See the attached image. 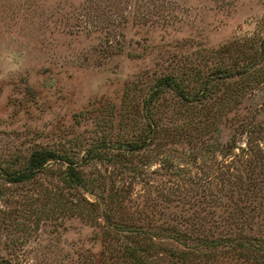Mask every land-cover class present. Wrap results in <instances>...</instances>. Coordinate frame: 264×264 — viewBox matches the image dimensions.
<instances>
[{"label":"rangeland","instance_id":"obj_1","mask_svg":"<svg viewBox=\"0 0 264 264\" xmlns=\"http://www.w3.org/2000/svg\"><path fill=\"white\" fill-rule=\"evenodd\" d=\"M219 69L203 102L147 103L165 76L193 96ZM42 149L90 150L85 187L59 160L7 180ZM0 189V264H122L109 251L135 231L107 214L176 249L264 240V0H0ZM238 253L204 262L252 264Z\"/></svg>","mask_w":264,"mask_h":264},{"label":"trees","instance_id":"obj_2","mask_svg":"<svg viewBox=\"0 0 264 264\" xmlns=\"http://www.w3.org/2000/svg\"><path fill=\"white\" fill-rule=\"evenodd\" d=\"M223 71V70H222ZM222 71L219 69V72L221 73H211L208 75L205 80H203L202 88L199 92L194 94L193 96H189L180 85L179 81L174 76H165L159 81H157L155 88L150 93L149 99H147V103H150L151 101L157 99L162 93H164L166 90H171L174 93V96L181 100L182 102L190 103L194 100L203 102L206 97H208L210 93V82L212 80H219L220 78H225L228 75H225L222 73ZM224 72V71H223ZM151 133H155L156 131V124L151 125L150 128ZM149 138V137H148ZM148 140H144L143 142L137 143V142H127L125 145L128 146L126 149H129L130 151L133 150H139L141 149L145 143H147ZM129 143V144H128ZM121 144H117L115 148H121ZM88 153L84 156V159L80 161H75L71 155L68 154H59L53 150L50 149H42V150H35L33 151L28 159L27 166L24 170L11 172V173H5L7 176V180L9 182H23L26 180L31 179L40 171L42 167H44L45 164H47L49 161L52 160H59L60 163H66L65 165V176H64V182L69 187H75L79 185L80 187H85V180L82 175L80 168V163H86V160H88L90 157V150L87 151ZM115 156L112 155L111 159ZM85 160V161H84ZM84 161V162H83ZM116 161V160H115ZM118 161V160H117ZM1 193V189H0ZM114 202V201H113ZM90 205H95L94 202H88ZM101 202H97V204H100ZM104 210L111 211L112 206L108 203V205H105ZM106 220L111 222L110 227L112 231L117 233V229L119 233L126 234L127 232L129 235L131 232L135 231L134 238L129 243H124L120 249H111L109 253L111 254V257L117 256L121 260V263L124 264H155L154 256L158 253H160V250L167 252V254L173 259V261L178 262L179 264H205L207 259L214 258L215 254L218 251V247H221L226 244L231 247V249L234 251H240L239 254L242 255V258L244 261H250L252 264H264V240L258 241L255 244H252L250 241H242L239 240L238 242H234L233 240H216V239H208V238H200L195 237V243L188 245L185 249H176L172 248V246H165L162 245V242H155L152 239V236H148L149 233L144 232L143 234L136 228L130 226L125 221H119L114 222L112 219H110V216L105 215ZM183 237L184 239H187L186 234H183L181 232H177L176 238L179 239V237ZM126 237V236H125ZM124 237V238H125ZM128 237V236H127ZM174 239V240H175ZM233 243V244H232ZM235 243V244H234ZM232 244V245H231ZM205 261V262H204ZM124 262V263H123Z\"/></svg>","mask_w":264,"mask_h":264}]
</instances>
